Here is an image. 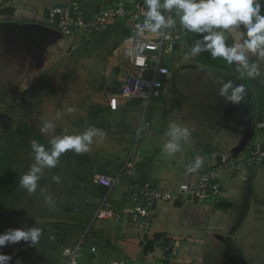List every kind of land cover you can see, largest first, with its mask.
I'll return each instance as SVG.
<instances>
[{
    "label": "crops",
    "instance_id": "1",
    "mask_svg": "<svg viewBox=\"0 0 264 264\" xmlns=\"http://www.w3.org/2000/svg\"><path fill=\"white\" fill-rule=\"evenodd\" d=\"M71 1H77L87 9L103 2L0 0V48L1 40L7 39L17 46L31 48L34 53L41 41L50 42L54 37L45 35L36 25L53 29L46 24L49 7ZM116 24H122L128 31L127 40L131 34L130 21ZM174 31L183 41L182 52L176 54L181 68L174 69L166 78L160 96L147 104L139 99L120 100L119 108L114 111L109 109L107 99L108 111H125L129 115L124 127L129 129L126 135L132 143L116 173L107 175L117 176L134 149L143 157L138 171L140 178L171 188L184 178L186 167L197 156L204 157L202 168L210 169L246 145L264 147V61L260 62L259 76L240 79L235 65L214 59L207 52L191 56L190 47L198 38L196 34L186 35L179 25ZM125 53L124 43V63ZM124 72L123 65L118 85ZM214 74L235 83H245L246 102L239 105L226 103L213 83ZM118 85L110 95L116 93ZM140 112L144 119L136 125L132 117ZM204 112L209 114L210 122L201 119L200 113ZM213 116H220L225 126L233 127L234 131L216 125ZM173 122L186 126L191 137L182 145L181 151L168 154L163 148L168 142L166 131ZM205 132L209 139L205 138ZM220 181L222 195L213 204L190 203L180 198L158 202L152 226L146 231H137L128 222L118 225L94 217L91 225L72 242L75 244L86 238L79 264H110L116 259L125 264H264V171H252L246 179L221 173ZM127 182V179H120L112 189L106 190L111 202L118 203L123 199ZM92 245L96 247L95 253L89 251ZM65 259L63 248L59 249L55 264Z\"/></svg>",
    "mask_w": 264,
    "mask_h": 264
},
{
    "label": "rangeland",
    "instance_id": "2",
    "mask_svg": "<svg viewBox=\"0 0 264 264\" xmlns=\"http://www.w3.org/2000/svg\"><path fill=\"white\" fill-rule=\"evenodd\" d=\"M127 35L122 24L115 23L100 33L53 35L45 47L34 53L31 48L1 40L4 46L0 48V233L34 225L44 230L36 247L21 241L0 248V253L12 257L10 264L17 260L20 264H55V251L49 244L54 232L61 234L57 242H74L94 220L105 194V189L94 182V176L115 174L132 144L126 135L129 129L124 127L129 115L125 111L110 112L106 106L124 65ZM68 107L75 111L67 114ZM57 112L62 117L55 120V131L41 133L43 122L55 119ZM200 114L201 119L210 122L209 114ZM132 119L139 125L144 115L140 112ZM215 119L216 125L234 131L225 126L220 116ZM90 126L102 129L106 135L96 138L83 158L61 157L57 168L45 171L35 194L20 187V177L33 163V139L24 136L21 128L49 142L53 135L78 133ZM7 159L11 161L12 174L19 179L17 195L11 200H6L1 185ZM53 175H59L61 181L54 182ZM40 188L53 196L55 210L44 203ZM54 224L59 227L54 229Z\"/></svg>",
    "mask_w": 264,
    "mask_h": 264
},
{
    "label": "built area",
    "instance_id": "3",
    "mask_svg": "<svg viewBox=\"0 0 264 264\" xmlns=\"http://www.w3.org/2000/svg\"><path fill=\"white\" fill-rule=\"evenodd\" d=\"M145 7L144 0H103L101 5L91 9L77 1H71L53 5L47 11L46 24L64 36L74 33H100L112 24L130 21L131 34L124 42L125 72L116 93L108 98V107L112 111L119 108L120 100L139 99L147 104L159 97L166 78L174 69L181 68L176 54L182 52L183 41L174 29L168 31L167 38L153 34H146L142 38L136 36L144 19ZM130 52L133 54L130 55ZM137 56L144 58L143 64L136 62ZM142 160L141 154L133 149L117 176L97 174L94 182L110 190L120 179H135ZM259 170L264 171V147L257 144L246 145L230 157L221 159L220 163L213 164L210 169L201 168L194 174H187L185 171L184 178L171 188L151 179L127 182L123 199L115 203L106 195L101 199L94 217L118 225L128 222L135 230L146 231L152 226L155 205L158 202L180 198L190 203L213 204L222 195L221 173L246 179L250 172ZM84 246L85 241L82 239L64 247L66 259L60 264H79ZM89 251L95 253L96 247L90 246ZM110 264L125 262L116 259Z\"/></svg>",
    "mask_w": 264,
    "mask_h": 264
},
{
    "label": "clouds",
    "instance_id": "4",
    "mask_svg": "<svg viewBox=\"0 0 264 264\" xmlns=\"http://www.w3.org/2000/svg\"><path fill=\"white\" fill-rule=\"evenodd\" d=\"M144 4V19L136 33L137 37L153 34L167 38L168 31L179 25L186 35L198 36L190 47L192 57L207 52L214 59L219 58L228 65H235L240 79L260 75L259 65L264 61V0H144ZM136 62L143 64L144 58L137 56ZM212 80L218 86L219 96L226 103L239 105L246 102L248 90L245 83H235L219 74H214ZM74 111L73 107L66 109L67 114ZM61 117L62 113L57 112L55 119L45 120L40 128L41 133H53L57 127L55 120ZM105 135L102 129L90 126L78 133L53 135L48 145L33 140L30 145L33 163L20 177V187L30 195L35 194L45 171L57 168L62 155L69 151L88 153L96 138ZM166 136L168 142L163 150L174 154L189 141L191 132L186 126L173 122ZM203 164L204 157L197 156L186 167V173L198 172ZM52 180L59 183L61 177L53 175ZM39 190L44 203L49 209L55 210L53 196L43 188ZM43 234L44 230L36 225L12 228L0 233V248L21 241L36 247ZM11 260V256L0 253V264H10ZM16 264H20V261L17 260Z\"/></svg>",
    "mask_w": 264,
    "mask_h": 264
},
{
    "label": "trees",
    "instance_id": "5",
    "mask_svg": "<svg viewBox=\"0 0 264 264\" xmlns=\"http://www.w3.org/2000/svg\"><path fill=\"white\" fill-rule=\"evenodd\" d=\"M21 133L26 136V137H29V138H32L33 140H36L38 141L39 143H42V144H45V145H48L49 142L45 139H43L42 136L40 135H36V134H33L32 132L30 131H27L25 130L24 128H21ZM84 155L82 154H76L74 152H67L65 153L64 155H62V158H76V159H81L83 158ZM140 166V165H139ZM3 169H4V173H3V176H2V179H1V182H2V193L3 195L5 196L6 200L8 199H12L13 196L15 195L16 197V189H17V186H18V177L15 176L14 174H12V165H11V161L9 159L6 160V162L3 164ZM1 172V170H0ZM1 178V176H0ZM133 180V181H132ZM132 180H128V182H141L143 180H146L145 177H143V180L140 178V174H137V178L135 179H132ZM100 186V185H99ZM103 189H105L104 191L106 192L107 188L101 186ZM106 196V194L103 195L102 198H104ZM101 198V199H102ZM0 205L2 206V202L0 203ZM10 206H13V202L10 203ZM54 229H57L59 226L57 224H54L53 225ZM61 237V234H57L54 232V235H53V240L50 241V246H52V248L54 249L55 251V255H56V252L59 250V249H62L64 247H67V246H70V245H73L72 242H66L64 241L63 243H60V242H57L59 240V238ZM86 240V238H85ZM84 240V241H85ZM85 244H86V241H85ZM91 253V252H90Z\"/></svg>",
    "mask_w": 264,
    "mask_h": 264
},
{
    "label": "water",
    "instance_id": "6",
    "mask_svg": "<svg viewBox=\"0 0 264 264\" xmlns=\"http://www.w3.org/2000/svg\"><path fill=\"white\" fill-rule=\"evenodd\" d=\"M36 27L39 29V30H41L45 35H60V33L59 32H57V31H55L54 29H51V28H48V27H45V26H38V25H36ZM47 41H46V39L45 40H43V41H41L40 42V44H39V46H38V48L39 49H41V47L46 43Z\"/></svg>",
    "mask_w": 264,
    "mask_h": 264
}]
</instances>
